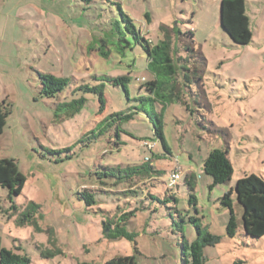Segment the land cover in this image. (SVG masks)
Returning <instances> with one entry per match:
<instances>
[{
	"label": "rangeland",
	"instance_id": "1",
	"mask_svg": "<svg viewBox=\"0 0 264 264\" xmlns=\"http://www.w3.org/2000/svg\"><path fill=\"white\" fill-rule=\"evenodd\" d=\"M245 1L252 39L236 46L220 27V0H0V103L10 110L0 126V161L12 162L25 177L12 201L0 187L3 246L25 254L30 264H102L120 256H134L137 264H182L197 224L218 238L204 248L203 264H264V237L242 236L234 191L232 238L229 211L220 204L238 179L264 181V0ZM118 6L152 47L168 44L175 75L167 77L164 100L178 99L162 105L139 90L153 75L139 46L117 47ZM40 73L67 78L68 87L46 98ZM117 76L129 77V95L107 79ZM98 85L102 110L99 96L82 89ZM160 111L170 154L144 113ZM115 113L131 118L87 139ZM218 148L226 150L232 174L212 187L202 162ZM145 165L158 170L141 186L151 197L132 198L121 183L96 194L91 207L78 197L98 184L100 166ZM175 167L181 178L168 189ZM189 175L195 203L184 182ZM29 204L37 209L31 223L20 226Z\"/></svg>",
	"mask_w": 264,
	"mask_h": 264
},
{
	"label": "trees",
	"instance_id": "2",
	"mask_svg": "<svg viewBox=\"0 0 264 264\" xmlns=\"http://www.w3.org/2000/svg\"><path fill=\"white\" fill-rule=\"evenodd\" d=\"M84 3H91L93 0H80ZM245 0H220L219 6V24L230 41L236 46H245L251 42L252 35L249 29V19L245 12ZM121 23L123 28L117 25V31L120 37L116 40L117 47L121 51L131 49V45L139 46L147 57V69L152 73L153 77L145 81L142 80L139 90L154 97L164 105L166 102L171 101L172 98L178 99V95H167V101H165V86L169 85L167 77H173L175 75V66L169 53L168 44L162 43L152 47L150 41H146L145 38L139 33V30L134 26L133 21L122 12L120 6H118ZM119 49V51H120ZM106 56L105 53H102ZM202 62L203 59L199 58ZM162 77V78H160ZM107 78V77H106ZM113 86H119L122 88L124 94L129 95L127 84L129 83L128 76H117L107 78ZM160 79H163L160 80ZM39 80L41 83L40 95L46 98H54L58 94H61L63 90L68 87L69 80L67 78L56 77L51 74H39ZM165 80V81H164ZM103 86L83 87L86 92H93L99 96L100 110L105 106L104 94L102 91ZM76 91V89H75ZM74 91H72L73 93ZM83 100L74 101V103L81 104ZM161 109V108H160ZM163 110V109H161ZM146 115L150 119L154 131V135L161 141L163 149L166 153L170 154L168 147L165 144L163 136V111H160L154 115L147 112ZM10 110L4 106V103H0V126L5 119L9 116ZM131 118V114L123 115L121 113H115L109 115V118L104 119L101 122V128L97 133H91V138H97L103 132L111 129L114 126L115 121H126ZM118 131V128L115 129ZM116 134V133H115ZM118 136V135H117ZM147 147V146H146ZM148 161V160H147ZM101 172L95 173L98 177L96 179L98 184H93L94 188H85L82 192L78 193V197L84 202L85 206L91 207L96 204V194L107 193L105 189L111 184H126L129 188L124 187L122 193H130L131 197H135L138 200H142V196L145 192L141 186L146 183H151V174H158V170L154 169L150 165L142 167L137 166H125V167H111L100 166ZM203 172L210 176L214 187L224 184L229 181L232 174V167L227 158V152L224 149L218 148L211 150L206 158L202 162ZM104 179H111L107 183ZM95 180V181H96ZM193 176L189 175L184 179L185 185L188 187L190 193V203L195 201V197L192 194L194 191ZM25 183V177L17 172L16 168L10 161H0V187L8 190V199L12 201L13 196L21 194L22 188ZM95 183V182H94ZM177 186V185H176ZM174 186V187H176ZM172 187V188H174ZM169 188L168 189H172ZM234 191L237 203L242 208L241 214V226L242 236L251 239H261L264 237V181L255 176L250 175L240 178L236 181L232 191L223 195L220 200V204L228 209L229 219L226 225V234L232 238L235 236L237 221L233 215L231 193ZM148 197L152 195L147 194ZM140 197V198H138ZM145 199V198H144ZM10 209L16 211V207L11 205ZM37 206L29 204L26 209L21 213V219L18 220V225L22 226L27 223H31L33 218V210H36ZM134 213V210L130 214ZM129 214V215H130ZM126 213L120 216L124 222L126 220ZM195 221V220H193ZM108 225L105 224V228ZM197 239L189 246H184L183 249L189 250V257L185 255L182 259V264H203L204 263V248L213 246L218 242V238L203 232L197 224H194ZM109 228V227H108ZM18 250V249H17ZM0 264H30L29 258L25 254H20L12 249H8L2 245L0 238ZM102 264H137L134 256H120L105 261Z\"/></svg>",
	"mask_w": 264,
	"mask_h": 264
},
{
	"label": "built area",
	"instance_id": "3",
	"mask_svg": "<svg viewBox=\"0 0 264 264\" xmlns=\"http://www.w3.org/2000/svg\"><path fill=\"white\" fill-rule=\"evenodd\" d=\"M146 146H148L149 148L152 147L149 144ZM180 178H181L180 169L175 167L172 171H170V173L168 175V178L166 181L167 187L172 188V187L176 186L177 183L179 182Z\"/></svg>",
	"mask_w": 264,
	"mask_h": 264
}]
</instances>
